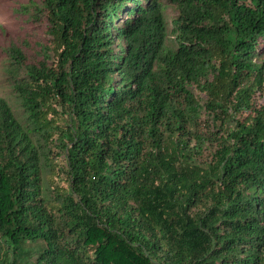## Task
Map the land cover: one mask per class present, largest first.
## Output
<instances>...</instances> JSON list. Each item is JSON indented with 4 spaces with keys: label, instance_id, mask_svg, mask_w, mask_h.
Returning a JSON list of instances; mask_svg holds the SVG:
<instances>
[{
    "label": "trees",
    "instance_id": "obj_1",
    "mask_svg": "<svg viewBox=\"0 0 264 264\" xmlns=\"http://www.w3.org/2000/svg\"><path fill=\"white\" fill-rule=\"evenodd\" d=\"M170 1L171 30L161 0H29L48 38L6 48L0 264H264V0Z\"/></svg>",
    "mask_w": 264,
    "mask_h": 264
},
{
    "label": "rangeland",
    "instance_id": "obj_2",
    "mask_svg": "<svg viewBox=\"0 0 264 264\" xmlns=\"http://www.w3.org/2000/svg\"><path fill=\"white\" fill-rule=\"evenodd\" d=\"M161 1L165 4V16L171 30L173 18L178 14L177 7L170 0ZM28 4L29 0H0V95L9 101L15 114L21 119H25V110L21 99L18 97V90L16 88L15 70L17 67L11 63L6 48L10 44H18L23 47L31 58L35 56L40 58V51H43L42 43L48 38L45 16H42V22H37L34 17V7L29 5V9H27ZM117 22L119 23V20ZM169 42L175 44L172 32ZM22 76H26L25 68L20 70L17 78H21ZM202 96L204 97V95ZM204 101L205 98H203ZM204 119L205 116L202 117V120L204 125H206ZM42 147V150L46 152L52 161L50 165L44 166V187L49 194H55V186H62L64 179L67 178L62 171L65 165L64 151L62 148L56 147L54 139H50L47 142L42 140ZM60 153L61 155H59Z\"/></svg>",
    "mask_w": 264,
    "mask_h": 264
}]
</instances>
